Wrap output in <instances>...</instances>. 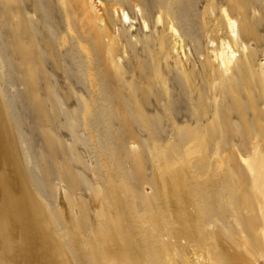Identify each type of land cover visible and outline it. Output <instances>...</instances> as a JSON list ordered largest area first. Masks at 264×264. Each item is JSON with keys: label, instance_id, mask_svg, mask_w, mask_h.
I'll return each mask as SVG.
<instances>
[{"label": "rangeland", "instance_id": "rangeland-1", "mask_svg": "<svg viewBox=\"0 0 264 264\" xmlns=\"http://www.w3.org/2000/svg\"><path fill=\"white\" fill-rule=\"evenodd\" d=\"M36 1L35 6L27 7L26 15L37 23L42 21L41 27L19 25L15 12L9 15L13 23L1 22L21 38L9 43L0 37V204L9 196L6 203L12 201L15 207L13 217L6 214L4 223L11 242L16 243H0V264H181L183 257L191 260L193 252L195 259L207 260L208 249L215 264L221 260L230 264L231 256L237 255L246 264H264L261 218L250 214L243 233L237 217L244 194L236 188L250 186L239 175L231 184L235 186L228 187L214 161L228 156L237 159L234 152L228 154L223 148L228 141L234 143L239 133L249 136L248 146L255 140L264 153V9L247 8L250 2L243 0H202L198 12L212 11L213 17L204 20L208 30L197 44V54L186 41L191 26L182 13L187 10L191 16V0H184L175 11L180 39L162 34L161 48L167 50L168 65L163 56L151 52L159 46L150 44L144 53L152 59L145 61L151 66L138 70L134 62L128 64L131 57L121 53L122 41L113 47L106 37L101 40L96 32L89 35L92 23L98 33L106 26L110 0ZM114 1L121 3V11L130 18L125 29L133 40L141 29L140 15L146 12V4L143 0ZM221 8L230 11L237 22L238 36L251 30L257 42L245 41L242 49L234 48L238 63L228 75L217 70L210 57L226 33ZM249 10L259 18L257 25L243 14ZM120 15L114 17L107 36L122 32ZM151 22L147 21L152 33L145 36L157 39L160 28L154 31ZM84 46L88 52L83 51ZM112 48L119 51L110 58ZM107 58L110 74L104 72ZM53 59L64 61L58 71L46 64ZM185 68L210 73L203 83L194 78L192 84L205 86L206 92L209 87L210 92L191 95V78L178 76ZM90 70L96 74L98 87H93L102 101L91 105L83 102ZM168 70L181 84L175 90L181 97H172L176 106L167 103L169 98L161 88L164 83L172 84ZM44 74L48 75L46 86L38 88ZM140 76L152 78L154 90L143 86ZM112 83L121 92L109 90ZM67 85L74 96L68 100ZM143 87H147L145 97L153 101L147 103L146 115L140 101V107L132 101L140 100L137 93ZM59 92L64 94L62 98ZM204 108L209 116L202 115ZM214 109L217 117L211 121ZM91 112H99L102 118ZM196 143L201 146L197 157L191 149ZM233 168L232 173H239L240 167ZM28 200L35 210L34 214L28 212L33 223L21 224L19 216ZM246 202L252 203L250 197ZM178 224L186 230L182 252L174 238ZM153 234L161 245L158 249L151 240ZM243 240L248 246H242ZM195 241L214 248L195 249ZM4 246L9 248L8 254ZM164 251L168 258L163 257Z\"/></svg>", "mask_w": 264, "mask_h": 264}, {"label": "bare ground", "instance_id": "bare-ground-1", "mask_svg": "<svg viewBox=\"0 0 264 264\" xmlns=\"http://www.w3.org/2000/svg\"><path fill=\"white\" fill-rule=\"evenodd\" d=\"M132 1H134L136 3L140 2L139 0H132ZM143 1L146 4V6L144 8V9H146L145 10L146 12H144V14L140 15L141 16V20H142V26H141V29L138 31V36H135L133 40L128 38L129 36L127 34V29H125L126 27L130 26L129 25V22H130L129 19L130 18L124 13V11H121V9H120V4L121 3L119 4V3L115 2L114 0H110V7L111 8H110V13L108 14V19L109 20H108L106 26L104 24L100 28L102 31H100V33H98L99 29L97 28V26L94 23H92L91 29H88L89 35L93 34V32H96V34H95L96 37L100 38L101 40H104V38L106 37L111 42L113 47H118L119 46V42L122 41L123 45L121 47V53L124 55V58L131 57V59L127 61L128 64H130L131 62H134L137 65L138 70H140L141 68H144V65H147L144 68L145 70H147L146 68H149L151 66L149 62H147V64L145 63V61H147V59H149L150 57L147 56L144 53V47L145 46L148 47L150 44H152L153 46H155V45L159 46V47H155L154 49H152L151 52L152 53L156 52L155 54L159 53L164 58V61H165L164 64H167L166 63L167 62L166 58L168 59L169 55L164 52L166 49L164 50V49L161 48V46L164 43L163 41L165 40L164 39L165 35H164V38H163L162 34L166 33V37H167V35H169L170 38H174V39H177V40L180 39L179 34H178L177 30H176L177 21H176V12L175 11H177L176 5H178L180 2H183L184 0H143ZM221 1L226 2V0H221ZM243 1L244 2H246V1L250 2V4L248 3L249 5L246 6L247 8L252 6V7H260L262 9H264V0H243ZM240 2H242V0H240L239 3ZM35 3H37L36 0H18L17 2H13L12 0H0V37L4 41L5 40L6 41L9 40L11 42V40L14 39V38H17V37L21 38L20 33H17L15 31L14 32L11 31L9 29V27H6L7 28L6 29L1 24V22H4L5 20H8V21L13 23L14 22L13 19L9 20V15H11L13 12H15L17 14V21H18V24L21 25V26H23V25H25V26L28 25L30 27L31 26H36V25L39 26V27L42 26V21L40 23H37L34 20L33 21L30 20L27 17V15H26V11L28 9L27 7H29L31 4H33L35 6ZM90 3H94V1L90 0ZM201 3H202V0H191V16L189 15V11H187V10H185V14H183L184 11H183V13L181 12L183 18L186 20V22L188 24L187 26H191V37H188V39L186 41L188 42V44L193 45L194 52L197 53V54L199 52L197 50V48H198L197 44L201 43L203 41V38L206 37V33H207V30H208V26H207L208 22L211 21L212 17H213V12L212 11L210 12V14L203 13V12H198V10L200 9V4ZM137 6L138 5H135V8ZM147 10L149 12H151V13L147 12ZM119 13H121V15H120L121 18L119 19V26L122 28V32L120 33V35H112V36L108 35L107 36L106 33H107V30H108V27H110L111 25H113L115 23L114 17H118ZM181 13H180V15H181ZM220 14L222 16L223 24L225 25L226 33L224 34V38L223 39L219 38V46H215L216 48H215L214 51H212V54H211L212 56H210V57H211L212 62L214 64H216L217 70L220 69L223 75H228L232 71V66L234 65V63H238V60H237L236 55H235L234 48H241L242 49V44L245 41H251L252 40V41H254V44H256V45H257V42L254 39L256 37H254L252 35V33H254V32H252L251 30L242 31L239 34V36H238V34H237V32L239 31L238 30V25H237V22L231 18L230 11H228L227 9L221 8ZM243 14L245 16H247V18L249 19L250 23H252L253 25H257V23L259 22V18H257L255 15L253 16L254 11H251V10H249V12L245 11ZM162 17H164V19ZM153 18H154V20H153ZM205 19L208 20V22L204 21ZM149 20L152 21L151 25H152V28H153L154 31H157L158 28H160V30H159L160 33L157 35V39H155V37H154V39H152L151 37H149V39H148L145 36L147 33L150 34V32L152 31L151 28L149 27V24L147 23V21H149ZM188 21H190L191 24ZM250 27H252V26H250ZM28 29H29V27H28ZM93 29H96V30H93ZM255 32H256V30H255ZM254 35H255V33H254ZM91 37H92V35H91ZM181 43L184 44L185 41H182ZM210 44L213 45V41H211ZM180 48H181L180 50H182L183 47L180 46ZM205 48H206V45L202 47L203 50ZM226 49L228 50V52L225 53L224 50H226ZM83 51L84 52H88L89 48L87 46H84ZM118 51H119L118 49L112 48L110 58L113 57L116 54V52H118ZM166 52H167V50H166ZM169 53H170V51H169ZM104 59H106V58L104 57ZM246 59L247 60L249 59L248 55L246 56ZM86 60H87V63L89 65L90 64V59L87 57ZM46 64L50 65L49 68L52 67L53 70L58 71L56 69L58 68V66H60V67L63 66L64 61L61 59L60 61L57 62L56 60L53 59L52 61H50V60L47 61ZM208 65L212 67V64L210 62H209ZM208 65H206V66H208ZM110 67H111L110 59L108 60V58H107L106 63H105V67H104V72L107 71L109 73V71H111V69L109 70ZM157 69H158V67H157ZM14 70H15V68H14ZM150 70H151V68H150ZM164 71H165V69H164ZM168 71H166L165 74H167ZM190 71L187 70V68H185L184 71H181L178 76H180L182 78H188V77L191 78V95H192V93H194L195 96L198 97V96H200L202 90H205L206 88H204L205 86H201V85L200 86L192 85L193 84V79L196 78L197 81L203 83V79L204 78H208V76H210V73L204 72V73L200 74L198 70H197L198 72H195L196 70H193L192 68H191ZM51 72H52V70H51ZM107 72H106V74H108ZM237 73L240 74L241 71L237 70ZM153 74H155V72ZM169 74H172L171 75V79H172L171 83L172 84L169 85L167 83L166 84L164 83V86L161 87V88L163 89L164 97L165 98H169L167 103L172 105V106H174L175 104H173V98L172 97L176 96V98H177L178 95H176V91L175 90L180 88L181 84H180V81H179L177 75L173 74V72H170V71H169ZM156 75L157 74H155V76ZM52 77H53V75L49 74V79L50 78L52 79ZM138 78L141 80V83H142L143 86H147L148 87V85H150L151 86L150 88L152 89L153 84H154L152 82V78L148 79V78H145L143 76H140ZM175 78H177V80H175ZM46 79H48V75L44 74L43 77L40 79V83L38 85V88L46 86V85H44V82H45ZM87 79H88V82H87L88 88L86 89L87 90V98H85L83 100V102L84 103H89V105L94 104L92 102H95V101L96 102L97 101L100 102L101 99H99L100 98L99 90L97 88L95 89L93 87V85L98 87L96 74L93 73L90 70V72L88 73ZM168 79H170V77ZM92 80H93V82H92ZM197 81H195V82H197ZM59 83H61V82L59 81ZM186 83H187V81H186ZM57 85H59L58 82H57ZM84 85L86 87V82L84 83ZM187 85H188V83H187ZM203 85H205V84H203ZM67 86H68L69 89L66 88V91L68 93V97L66 98V100L72 99L74 97L72 95V91H71L70 86L69 85H67ZM79 86H82V83ZM112 86H114L113 83L108 86L109 87L108 89L109 90H115L116 92H118L120 90L119 86H115V87H112ZM206 87H208V86H206ZM146 88L143 87V89L141 88V90H139L138 93L136 92L138 94L140 100L135 101L131 97L133 99L132 101L136 103L135 105H138L139 101H140V104L143 105V107H142L143 108V111H142L143 113H144V110L147 109L146 108L147 103L148 102H153V101H148V99L145 97ZM150 88H149V90L147 89V91H150ZM152 90H154V89H152ZM171 90L173 91V93L175 91V95H173ZM180 91L181 90H179V92ZM119 92H121V91H119ZM151 92L152 91H150V94H151ZM205 92H206V90H205ZM209 92H210V90H209V87H208V91L206 93H209ZM57 94H58V92H57ZM58 96L60 98H62L64 96V94L59 92ZM138 96L136 95V98ZM201 96H203V95H201ZM129 97H130V95H129ZM178 97H181V96H178ZM134 98H135V96H134ZM154 105H156V103H154ZM138 106L140 107V105H138ZM156 106L158 107V105H156ZM192 107H193V105H191V108ZM205 110H206V112L202 113V115L203 116H209L210 112L207 109H205ZM91 113H92V115L95 118L96 117L97 118H102V114H100L99 112H97V113L96 112L95 113L91 112ZM175 113H177L176 110H175ZM211 116H212L211 121H215L214 119H216V117H217V113H216L215 109L212 110ZM238 116H239V118H241L240 114ZM144 119H143V122H144ZM235 126H238V125H235ZM233 130H235V129H233ZM237 131H238V129H237ZM233 134H235V133L233 132ZM246 134H247V132H246ZM254 135L256 136L255 133H254ZM235 137L236 138H234V140L231 138L234 141V143H232L230 141L226 142V144L224 145L223 149H224V152H226L228 154L234 152L236 157H237V159L235 161H233L232 158L228 156V157H222L221 159H215L214 161H215V164H217L218 167L220 169H222L223 178L226 181L225 183L228 184V187L232 184V182L234 180L236 181L237 179H239V175L241 177H244L245 183L248 186H250V187H248L250 189H247V186L244 187V188H239V187L236 188L238 191H240V193L246 195V196L242 195L243 197H241V195H240V197H241L240 199L243 200V203L239 206L238 210H236L238 212V214H239V215H237V217L240 216V218H238V219L241 220L242 223H243L242 227H241V231L244 233L246 231V227H245L244 224L245 223L248 224V217H250L249 215L250 214L252 216L255 215V214H256V216L258 215L261 218V223L262 224L259 225V226H262V228H263L262 234H263V242H264V203L261 204V201L263 200V196H264V187H263L264 186V153H262L260 150H258L255 140H254L253 143L250 142L251 146H248L249 141H250V139H248L249 136L248 137L247 136L244 137L242 134L239 133V135H237ZM252 138H253V135H252ZM191 149H193L195 157H197L199 155L200 151H201V146L198 145V143L192 144L191 145ZM233 167L234 168L235 167H240L241 169L239 168V173H234V172L232 173L231 172V170H232L231 168H233ZM241 179H243V178H241ZM237 182L240 183L239 180ZM227 184H226V188H227ZM231 186L232 187L235 186V183H234V185H231ZM232 187L230 189H232ZM228 190H229V188H228ZM233 191H234V189H233ZM240 193L238 192V195ZM248 197H250V202H252V203L246 202V199ZM8 198H10V197L6 196V200ZM237 199L239 200L238 197H237ZM6 200H5V202L2 201V203L0 204V243H2V244L5 243V244L8 245L9 242H11V239H10V236H9V229H6V225H5L4 221H5L6 214L10 215V216H12V214H14V212H15L14 208L15 207L12 205L13 204L12 201L6 203ZM23 206L25 208H23V210H22L23 213L19 216V221L21 222V224L33 223L31 221V219H30V216L28 215V212L33 213V214L35 213V210L30 207V200H28V203H26ZM140 223H143V221H141ZM178 223H181V222L179 221ZM36 227L38 228V226H36ZM219 228L222 229L221 227H219ZM42 229H43V227H42ZM176 230L178 231V234L177 235L174 234V238L176 236L175 241L178 244L177 245L178 246L177 250H178V252L179 251L182 252L184 250L182 245L185 244V238L186 237H184V233H185L186 230L183 229L181 227V225H179V224H178ZM126 233L127 234H125V236L128 235V232H126ZM156 239H157V234H153V239L151 238V240H153L155 242V246L158 249V248L161 247V245H159L157 243ZM214 240L211 241V243L216 244L214 242ZM11 243L12 244H16L15 241H13ZM193 244H194V248L195 249H197V248L198 249H201V248L205 249V248H210V247L214 248L213 245H211V246L209 245L210 246L209 247V246L201 245L197 241H195V243H193ZM242 246H244V247L248 246L244 240L242 242ZM173 247H176V244H173ZM2 249L4 251H6L7 254L9 253V248L7 246L2 247ZM163 253H164L163 257L164 258H168V255H166L165 251ZM206 254H207V256H206L207 260L199 261V259H195V252H193L192 256H191V260L189 258H184L183 257V259H182L183 263H181V264H190L194 260H195V264H207V263L208 264H215V263H213V261L211 259V255H210V250L209 249L206 251ZM192 257H194V258H192ZM206 261H207V263H205ZM221 262H222V260L218 264H220ZM223 263H225V262H222V264ZM168 264H171V263L168 261ZM230 264H246V262H245V259H244V257L242 255H237V256H231V263Z\"/></svg>", "mask_w": 264, "mask_h": 264}]
</instances>
